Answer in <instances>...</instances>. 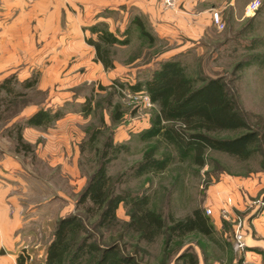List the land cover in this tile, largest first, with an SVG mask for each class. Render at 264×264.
<instances>
[{
  "label": "rangeland",
  "instance_id": "rangeland-1",
  "mask_svg": "<svg viewBox=\"0 0 264 264\" xmlns=\"http://www.w3.org/2000/svg\"><path fill=\"white\" fill-rule=\"evenodd\" d=\"M251 1H258V7L247 14L245 9ZM219 2L223 27L219 29L214 24L176 57L196 85L210 77L223 78L248 128L215 135L234 137L246 131L258 133L257 140L249 145L252 152L248 157L207 149L201 166L190 159H176L162 171L138 177L130 174V167L146 150L153 147L156 156L169 151L165 144L156 140L140 139L139 133L150 126L157 105L145 101L147 92L143 87L139 91L133 87L143 84L152 75L163 52L174 44L156 38L153 28H147L154 37L152 40L143 36L138 26L129 21L135 12L130 11L126 28L113 30L119 39L128 38L126 44L107 47L113 67L102 65L99 70L93 68V75H87L86 67L81 64L82 48L87 49V40L96 39L97 35L89 30L93 25L89 23L82 29L84 43L81 42V13L66 3L69 10L64 11V18L70 21L67 32L70 38H78L71 41L72 46L67 52L60 50L63 46L54 44L53 59H63V62L57 66L58 75L51 88L41 90L37 87L41 73L51 63L45 58L36 64L19 66L17 71L22 70L21 74L7 75L12 77L10 85L16 95L0 94V147L17 153L36 177L52 180L55 200L68 205L67 214L81 213L76 209V201L99 164L103 142L110 137L114 144L124 146L107 166V173L114 180L122 175L114 184L117 191L146 195L148 206L161 215L165 225L184 219L195 209L208 217L209 235L195 231L179 238L163 232L148 243L140 240L133 231L125 230L126 251L136 255L141 264H181L178 259L183 252L192 253L196 264H264V0ZM105 15L108 11L102 13ZM96 25L98 29H108L102 22ZM26 72L28 76H24ZM34 80L33 86L23 87L22 84ZM32 107L60 111V118L69 115L71 119L66 127L71 149L58 163L45 162L32 145L30 151L15 150L18 126L21 134L27 127H37L25 124L26 118L35 111L31 112ZM118 114L120 117L116 119ZM57 120L38 127L45 130ZM62 161L68 169H62ZM124 172L126 174H122ZM58 193L62 198H57ZM227 194L232 197L233 207L226 218L220 213V207ZM207 208L211 213L206 212ZM128 213L129 207L120 204L116 210L120 223L129 220ZM236 216L245 222L242 248L235 245ZM89 230L96 235L103 233L102 243L107 244L116 241V236L110 238V235H118L121 228L118 225L108 231Z\"/></svg>",
  "mask_w": 264,
  "mask_h": 264
},
{
  "label": "trees",
  "instance_id": "trees-1",
  "mask_svg": "<svg viewBox=\"0 0 264 264\" xmlns=\"http://www.w3.org/2000/svg\"><path fill=\"white\" fill-rule=\"evenodd\" d=\"M137 25L143 36L153 39L142 23ZM90 31L97 34L96 39L87 40L95 49L96 59L105 68L113 67L107 47L117 43L126 44L128 38L121 40L107 29H98V25L92 26ZM128 31L129 29L125 33ZM11 78L5 77L0 82V94L5 92L16 95L10 85ZM35 82L36 80L22 85L31 87ZM141 87L147 92L150 101L157 105V112L153 115L150 126L141 131L139 137L144 141L156 140L163 143L169 151L156 156L153 147L146 150L142 158L130 167L132 176L162 171L176 159H190L201 166L207 149L242 158L248 157L252 152L249 145L258 137V133L254 131H246L234 137L215 135L222 131L248 128L244 117L237 110L234 95L221 76L207 78L202 84L196 85L195 80L186 74L181 61L173 56L161 60L152 75L143 84H136L133 89L139 91ZM61 115L60 111L39 108L26 118L25 124L41 126L59 119ZM119 117L118 114L115 118ZM123 147L121 144H114L110 137L103 142L99 164L76 201V209L81 213H70L57 220L52 238L45 249L44 264H141L136 255L126 251L125 230L133 231L140 240L148 243L163 232L179 238L195 231L203 235L210 234L208 217L198 209L184 219L165 225L161 215L148 206L149 199L146 195L117 191L114 184L122 175L114 180L107 173V166ZM21 149L30 151L31 145L23 141L21 127L18 126L15 150ZM120 204L129 207V220L122 223L116 216ZM118 225L120 233L110 235V238L116 236V241L107 244L102 243L103 233L96 235L89 230L108 231ZM178 260L181 264H196V259L190 252H183ZM17 261L18 264H24L22 256Z\"/></svg>",
  "mask_w": 264,
  "mask_h": 264
},
{
  "label": "crops",
  "instance_id": "crops-1",
  "mask_svg": "<svg viewBox=\"0 0 264 264\" xmlns=\"http://www.w3.org/2000/svg\"><path fill=\"white\" fill-rule=\"evenodd\" d=\"M66 3L81 13L82 43V29L89 23L94 26L102 22L119 38L113 30L126 28L130 11L135 12L130 22L142 23L145 29L153 28L156 38L174 43L163 52L162 60L197 42L214 27L212 13L216 11L220 15L222 11L219 0H185L174 10H163L159 0H0V82L11 73H23L17 71L23 64H36L49 58L51 63L41 73L37 87L51 88L58 75L57 66L63 62V59L54 61V44L63 46L60 50L67 52L71 41L78 38H70L67 32L70 21L64 18V11L69 10ZM105 11L108 15L102 16ZM92 26H88L89 30ZM87 47L82 48L81 64L86 67L87 75H93V68L99 70L102 64L96 59L94 47L91 44ZM70 120L69 115L59 118L45 130L27 127L22 137L45 162L58 163L71 149L66 128ZM64 162L62 169H68ZM57 198H62V194L58 193ZM68 211V205L55 200L52 180L36 177L17 153L0 147V264H18L19 256L24 264H44L54 225Z\"/></svg>",
  "mask_w": 264,
  "mask_h": 264
},
{
  "label": "built area",
  "instance_id": "built-area-1",
  "mask_svg": "<svg viewBox=\"0 0 264 264\" xmlns=\"http://www.w3.org/2000/svg\"><path fill=\"white\" fill-rule=\"evenodd\" d=\"M183 1L185 0H159L160 6L163 10H174L177 7H179L180 4L183 3ZM258 7V1H251L247 6H246V13H250L253 10H255ZM212 19L213 22L217 25V28L221 29L223 27V23L220 20L219 14L218 12H213L212 13ZM144 99L146 102L150 103L149 100V96L147 94L144 95ZM233 207V202H232V197L230 196V194L225 195V199L223 201V204L220 207V213L224 216V217H228V215L230 214V209ZM207 213H211V209L207 208L206 209ZM235 223H236V227H235V245L236 248L237 247H243L244 242H243V231H244V227H245V222L244 220L239 217L236 216L235 217Z\"/></svg>",
  "mask_w": 264,
  "mask_h": 264
}]
</instances>
